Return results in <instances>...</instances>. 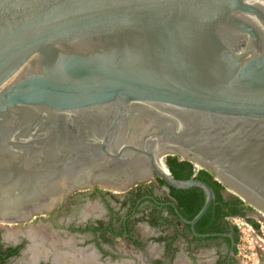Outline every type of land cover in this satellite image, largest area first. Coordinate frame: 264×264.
<instances>
[{
	"label": "water",
	"instance_id": "95a60500",
	"mask_svg": "<svg viewBox=\"0 0 264 264\" xmlns=\"http://www.w3.org/2000/svg\"><path fill=\"white\" fill-rule=\"evenodd\" d=\"M170 154L264 209V0H0V221L158 176L205 190L179 217L232 255V233L195 228L212 186L175 178Z\"/></svg>",
	"mask_w": 264,
	"mask_h": 264
},
{
	"label": "trees",
	"instance_id": "16d2710c",
	"mask_svg": "<svg viewBox=\"0 0 264 264\" xmlns=\"http://www.w3.org/2000/svg\"><path fill=\"white\" fill-rule=\"evenodd\" d=\"M165 163L171 174L177 179L197 177L212 186L215 192V198L212 200V203L205 214L197 221L195 228L200 233H232L235 239L234 254H237L240 232L236 225L231 224L229 217L245 216L247 210H254L253 206H251V204L246 205L244 200H242V198L235 193L226 194V188L231 190L229 186L227 187V185L223 184V182H220L212 171L203 167H199L198 169L195 162H192L187 158H181L179 155L170 154L166 156ZM155 179V183L159 188L166 184L158 176H156ZM98 189L99 187H96L95 191L98 192ZM129 192L132 194L129 199L132 202L130 209L137 207L138 211L142 212V215L138 216L136 221L147 220L153 226L163 227L164 230H172L171 233L162 235L157 239L160 241H167L170 256H174L176 254L178 247L174 246V243L180 237L185 238L189 244L198 240L206 241L212 238H219V236L198 237L194 235L190 224L183 222L179 217V214H181L187 219H192L203 207L206 201V193L200 186H193L186 189L169 186L168 192L165 191L163 193H158L155 189L154 183H152V185L146 186L143 184L138 185L130 189ZM145 194H152L153 198L149 197L148 205L142 206L141 202L138 203L136 201ZM102 195L105 194L102 193ZM162 198L170 201L171 203L162 205L158 202V200H161ZM128 202L129 201H124V204L126 205ZM147 208H149L148 211L146 210ZM164 211L167 212L166 215H164ZM248 220L256 229L260 227L259 223L255 221L254 218L248 217ZM99 224L100 227L98 228H102L105 233L108 230L113 229L111 228V225L105 226L104 221L100 220ZM123 231H126L124 227L122 228V232ZM133 238L137 246H143V242L139 238ZM224 238L231 243L230 237ZM19 251L20 246H5L2 231L0 230V264L7 263V258L12 255H18ZM163 263L164 262L160 259L156 260V264Z\"/></svg>",
	"mask_w": 264,
	"mask_h": 264
},
{
	"label": "rangeland",
	"instance_id": "374dc122",
	"mask_svg": "<svg viewBox=\"0 0 264 264\" xmlns=\"http://www.w3.org/2000/svg\"><path fill=\"white\" fill-rule=\"evenodd\" d=\"M198 168L201 167L197 165ZM156 179L153 178L151 182L143 183V185H152L154 183L155 189L158 193L160 189L155 183ZM136 187V186H134ZM94 187H89L88 190H83L85 195L72 196V201H63L60 208L55 213L44 212L43 214H36L30 221H21L16 223H5L0 222V230L2 231V237L5 242H10L11 240H17L21 233H30L35 242V245L40 246L39 243L43 245V249L52 250V247L61 240L71 241L70 236H66V231L63 229V225L68 222L70 217L77 218L81 212L84 215V218L88 215H91V218L102 217L104 222H107L112 213L120 214L122 217L130 209V203L124 204V201H129L131 195L129 196V190L125 192L108 190L107 188L99 187L98 191L95 192ZM78 191V190H76ZM105 195H102V193ZM235 193L233 189L226 188V194ZM74 197V198H73ZM74 204V205H73ZM82 204V205H81ZM148 205V204H146ZM250 205V204H246ZM78 206H83L78 208ZM145 206V205H144ZM82 208L83 211H82ZM254 208V207H253ZM259 210L254 208L253 211H246V215L241 217H232L234 225H238L240 232V241L237 245L238 248V257L242 261V264H264V215ZM81 216V215H80ZM248 217L254 218L260 225L258 229L252 227L248 220ZM28 222H30L28 224ZM18 230V231H17ZM37 230V231H36ZM33 231V233H32ZM172 230H168V233H171ZM18 232L19 234L15 238L8 239V233ZM136 236L140 239L145 240L144 242L147 245V255L143 254L142 250L139 247L133 245L132 241L128 240L125 237L116 240V245L119 247L117 250L121 252L122 259L118 264H150L151 256L153 255H162L163 247L156 246L152 248V242L150 241L151 231L148 230L145 223L137 224L136 230L134 232ZM36 236V237H35ZM36 238V239H34ZM80 238V237H79ZM28 248L22 252V254L16 258L14 264H20L24 261L27 263L30 261V258L33 256V253L29 251L32 243L30 240H27ZM16 242V241H15ZM71 241L69 244H73ZM37 246L35 249H37ZM174 246L178 247L177 252V263L178 264H194L192 258L188 257L187 249L185 242L180 237L174 243ZM67 248V247H64ZM149 256V257H148ZM41 257L37 259L39 261ZM13 264V263H11Z\"/></svg>",
	"mask_w": 264,
	"mask_h": 264
},
{
	"label": "flooded vegetation",
	"instance_id": "af4514ba",
	"mask_svg": "<svg viewBox=\"0 0 264 264\" xmlns=\"http://www.w3.org/2000/svg\"><path fill=\"white\" fill-rule=\"evenodd\" d=\"M96 187L98 186H94V188ZM165 191L168 192L169 190L165 189L163 185L160 189V192L163 193ZM83 192H84L83 190L74 191L69 195V197L66 198V200L72 201L73 200L72 196H74V194H77L76 196L87 194ZM98 193H100V191H98ZM130 195L132 194L129 192V196ZM149 197H153V195L145 194L136 202L138 203L141 202V205L144 206L149 203L148 200ZM158 202H160L162 205H167L171 203L170 201H167L163 198L161 200L159 199ZM128 203H130L131 205L132 202L129 200ZM60 206L61 204L58 205L51 213L57 212ZM80 207L78 206V208ZM83 209L84 208H82V211ZM146 210L148 211L149 208H147ZM164 214H167V212L164 211ZM80 215L77 218L71 216L68 222L62 226L63 229L66 231L65 235L68 237L70 236L69 240L73 241L72 242L73 244H69L71 241L69 242L67 240H61L56 243V247L54 245L52 247V250H49V249H43L42 248L43 245L39 243L41 248L39 246H37V248L39 247V251H41L42 253L44 251V253L43 254L39 253L36 258L31 257L30 261H28L27 263H25L26 261H24L20 264H63L64 262H62L63 259L62 257H65L67 259L69 258L68 259L69 261L65 262L64 264H92L89 261H87L88 257H91L94 261H96L95 264H118L122 259V255L121 252L117 250L119 247H117L116 245V240L121 239L122 237H125L128 240L132 241L133 245L139 247L140 250H142L143 254L147 255L148 252H147V245L144 242L145 240L140 239L134 233L137 224H141L142 222L143 223L148 222L147 220L136 221L138 216L142 215V212L138 211L137 207L129 209L123 217L120 214L118 215L112 213L108 221L105 222V226L111 225V228L113 229L108 230L106 233L103 231L102 228H98L100 227L99 221L100 220L103 221L102 217L96 216L94 218H91V215H88L87 217L84 218L82 212ZM232 217H236V216L229 217V220H231ZM29 223L30 222H28V224ZM231 224L234 225L232 220H231ZM123 227L126 229V231L122 232ZM93 228H95L96 230ZM221 233H229V232H221ZM133 237L139 238L143 242V246H137L134 242ZM198 237H208V236H198ZM224 237H228V236L220 235L219 238H212L206 241L198 240L193 242L192 244H189V242L183 237L182 240L185 242L187 255L189 258L190 257L192 258L194 264H242V261L237 256L238 254H234V252L232 255L230 254L231 243H229L228 240L225 239ZM27 240H30L32 242L30 244L31 247L29 248V251L32 252V250H34L36 246L32 236L28 233H21L17 240L13 239L10 242L4 241L6 247L20 246L19 254L9 256L7 258V263L5 264H11V263L14 264L16 258L19 257L22 254V252L28 248ZM165 245H167V241H165ZM93 248L96 249L94 253L91 252V249ZM177 252L178 250L176 251V254L174 256L173 255L170 256L168 246H166V254L169 260H167L166 262L164 261L163 264H178L176 261ZM39 257H41V259L37 261ZM78 259L80 260L78 261Z\"/></svg>",
	"mask_w": 264,
	"mask_h": 264
},
{
	"label": "bare ground",
	"instance_id": "6f19581e",
	"mask_svg": "<svg viewBox=\"0 0 264 264\" xmlns=\"http://www.w3.org/2000/svg\"><path fill=\"white\" fill-rule=\"evenodd\" d=\"M165 155V154H164ZM163 154L162 155H160V156H158V161H159V163H160V165L161 166H163L164 167V165L162 164V162H161V159H162V157H165ZM195 164L196 165H199V166H201V167H203L204 168V165L202 164V163H200V162H198V161H195ZM214 173H217V171H215ZM217 177L225 184V185H227V187L229 186L231 189H233L235 192H236V194L238 195V196H240L242 199H244L246 202H247V204H251L254 208H256V209H259L262 213H263V215H264V209L262 208V207H260L255 201H253L249 196H247L243 191H241L237 186H235L233 183H231L230 181H227L226 179H224L220 174H217ZM262 215V214H261ZM262 215V216H263ZM0 222H5V223H13V222H8V221H0ZM17 222H21V221H17ZM14 223H16V222H14ZM18 231V230H17ZM37 231V230H36ZM30 233V235H31V231H29ZM32 233H33V231H32ZM19 233L17 232H11V233H8L7 234V236L9 237L8 239H10V237L11 238H15L17 235H18ZM33 235V234H32ZM31 235V236H32ZM34 236V235H33ZM36 237V236H35ZM17 238V237H16ZM31 238V237H30ZM34 239H36V238H34ZM35 243V242H34ZM38 244V243H37ZM37 244L35 245V246H37ZM40 245V244H39ZM34 246V247H35ZM40 247V246H39ZM39 247L35 250H32V253H33V258H36L37 256H38V254L40 253H42L41 251H39ZM41 248V247H40ZM41 250V249H40ZM43 251V250H42ZM43 253H44V251H43ZM42 253V254H43ZM57 256V255H56ZM67 256H69V255H67ZM63 259H62V262H68L69 260V258L67 259V258H65V257H62ZM61 259V258H60ZM80 259H78V261H79ZM77 261V260H76ZM61 262V263H62ZM82 262V261H81ZM63 263V264H64ZM87 263V262H86Z\"/></svg>",
	"mask_w": 264,
	"mask_h": 264
},
{
	"label": "crops",
	"instance_id": "0c3cea01",
	"mask_svg": "<svg viewBox=\"0 0 264 264\" xmlns=\"http://www.w3.org/2000/svg\"><path fill=\"white\" fill-rule=\"evenodd\" d=\"M166 215V214H164ZM148 230L151 231L152 234H150V241L152 242V248L154 249L156 246H162L163 247V252L162 255H153L152 259L150 260V264H156V260L160 259L163 262L169 260L167 254H166V246L165 245V240H157L160 236L165 235L168 233V230H164L163 227H158V226H153L150 223H145ZM96 249H91V252H95ZM90 252V253H91ZM170 257V256H169ZM87 261H89L92 264H95L96 261H94L91 257H88Z\"/></svg>",
	"mask_w": 264,
	"mask_h": 264
},
{
	"label": "built area",
	"instance_id": "2783aa9c",
	"mask_svg": "<svg viewBox=\"0 0 264 264\" xmlns=\"http://www.w3.org/2000/svg\"><path fill=\"white\" fill-rule=\"evenodd\" d=\"M198 168V167H197ZM199 169V168H198ZM237 217V216H236ZM241 217H243V216H241ZM250 225L252 226V227H254L251 223H250ZM237 227H238V225H236ZM239 228V227H238Z\"/></svg>",
	"mask_w": 264,
	"mask_h": 264
}]
</instances>
